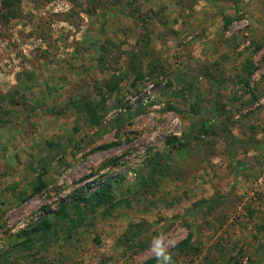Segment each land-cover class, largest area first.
Instances as JSON below:
<instances>
[{"label": "rangeland", "instance_id": "374dc122", "mask_svg": "<svg viewBox=\"0 0 264 264\" xmlns=\"http://www.w3.org/2000/svg\"><path fill=\"white\" fill-rule=\"evenodd\" d=\"M0 11V264H264V0Z\"/></svg>", "mask_w": 264, "mask_h": 264}, {"label": "clouds", "instance_id": "9594fccd", "mask_svg": "<svg viewBox=\"0 0 264 264\" xmlns=\"http://www.w3.org/2000/svg\"><path fill=\"white\" fill-rule=\"evenodd\" d=\"M153 252L161 261V264H172L171 257L165 252V245L161 238H154L152 244Z\"/></svg>", "mask_w": 264, "mask_h": 264}, {"label": "trees", "instance_id": "16d2710c", "mask_svg": "<svg viewBox=\"0 0 264 264\" xmlns=\"http://www.w3.org/2000/svg\"><path fill=\"white\" fill-rule=\"evenodd\" d=\"M16 0H0V10L7 9L10 5L15 4ZM0 16L4 17L3 12L0 11ZM111 146V143L104 144V147Z\"/></svg>", "mask_w": 264, "mask_h": 264}]
</instances>
